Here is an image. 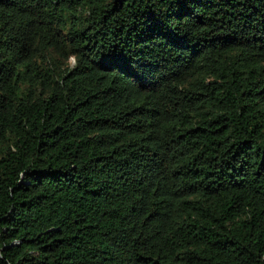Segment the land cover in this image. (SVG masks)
<instances>
[{
	"label": "trees",
	"instance_id": "16d2710c",
	"mask_svg": "<svg viewBox=\"0 0 264 264\" xmlns=\"http://www.w3.org/2000/svg\"><path fill=\"white\" fill-rule=\"evenodd\" d=\"M0 264H264V0H0Z\"/></svg>",
	"mask_w": 264,
	"mask_h": 264
}]
</instances>
